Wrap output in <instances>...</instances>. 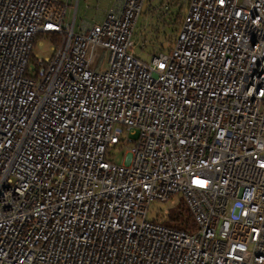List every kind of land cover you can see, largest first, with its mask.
Here are the masks:
<instances>
[{"label":"built area","instance_id":"1","mask_svg":"<svg viewBox=\"0 0 264 264\" xmlns=\"http://www.w3.org/2000/svg\"><path fill=\"white\" fill-rule=\"evenodd\" d=\"M145 1L0 0V264H264V0H188L149 60ZM174 196L193 232L148 218Z\"/></svg>","mask_w":264,"mask_h":264},{"label":"rangeland","instance_id":"2","mask_svg":"<svg viewBox=\"0 0 264 264\" xmlns=\"http://www.w3.org/2000/svg\"><path fill=\"white\" fill-rule=\"evenodd\" d=\"M186 2L188 0H179ZM123 0H79L77 11L72 6L68 12L67 20L72 23L75 19V27L79 29L81 26L89 25L94 22L101 23L105 19L107 12L115 8L116 12L121 9ZM172 4L166 0H146L143 4L142 13L140 14L133 40L135 41V51L144 60H149L153 51L156 52L164 45L169 48L172 43L169 40V35H174L176 31L168 26L162 24V13ZM175 10L177 7L174 8ZM187 6L185 7V10ZM158 28V29H157ZM157 29V30H155ZM55 42L49 37H40L35 43L33 54L45 58L53 55V47ZM109 53L97 48L94 55L93 65L98 69H107V62ZM128 147L124 146L122 149L113 150L114 158L117 162L123 161V154L127 151ZM178 196H174L169 201H155L152 203L148 218L156 219L164 222L169 218L170 211L175 208Z\"/></svg>","mask_w":264,"mask_h":264},{"label":"trees","instance_id":"3","mask_svg":"<svg viewBox=\"0 0 264 264\" xmlns=\"http://www.w3.org/2000/svg\"><path fill=\"white\" fill-rule=\"evenodd\" d=\"M169 2L172 4V6H170L167 9V11H164V13H162L161 18H162L163 26L171 27L176 31V33L173 36L172 35L168 36L171 43H173L180 29V26L183 22V18L186 12L185 7L187 6L188 2L187 4H185L186 2L185 3L180 2L179 0H169ZM175 7H177L176 10L174 9ZM164 49H166L164 45H161L158 51ZM164 223L168 226L174 227L179 230H184L187 232H193L194 229L196 228V223L193 218V215L188 209L184 199L181 197H178V201L176 202L175 208L170 211L169 218L165 220Z\"/></svg>","mask_w":264,"mask_h":264}]
</instances>
